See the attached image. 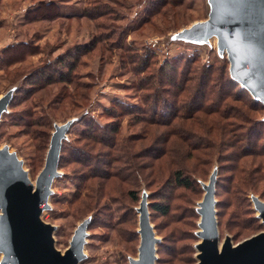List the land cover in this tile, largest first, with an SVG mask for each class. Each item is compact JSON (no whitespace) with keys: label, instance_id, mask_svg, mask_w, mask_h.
<instances>
[{"label":"rangeland","instance_id":"1","mask_svg":"<svg viewBox=\"0 0 264 264\" xmlns=\"http://www.w3.org/2000/svg\"><path fill=\"white\" fill-rule=\"evenodd\" d=\"M49 1L58 4L62 16L32 19L31 11ZM152 1L0 0V100L8 99L0 112V149L14 155L36 185L49 147L43 162L38 163L34 134L42 136L47 128L28 123L33 119L41 123L49 121V146L54 133L65 127L58 174L52 180L47 204L41 207L39 217L53 226L54 245L62 253L70 246L75 232L86 224L83 257L77 264H133L139 255L142 202L147 206L157 237L155 264H195L197 245L201 242L199 203L211 177L215 180L219 244L227 237L237 244L264 231V220L254 202L256 198L264 201V195L253 191L244 194L233 188L236 177L232 171L236 163L232 159L235 147L231 146V135H224L217 153L206 164L204 160L197 163L190 156L191 147L204 141L189 132L193 129L191 121L170 118L166 111L156 115L147 110L153 101L144 100L149 93L147 85L161 79L158 83L162 97L173 102L180 99L178 105H182V96L171 95L175 88L168 84V78L176 85L183 79L186 88L195 89V79L203 65H211L210 90L223 97L231 93L226 99L228 102L233 99L232 92L237 88L227 85L230 62L227 50L219 48L218 35L201 39L183 35L210 16L214 3L176 0L153 16ZM86 11L103 16L93 18L85 15ZM99 23L103 25L101 28ZM19 42L30 45L25 49V59L5 65L1 62L4 49ZM84 52L87 53L83 55ZM67 53H81L73 72L80 86L74 87L75 90L65 82L41 86L43 75L33 74L32 69ZM189 56L196 58L187 60ZM164 64L167 67L163 72L160 67ZM118 103L122 109L137 106L138 110L130 113ZM175 105L178 106L177 102ZM232 105L230 101L222 109H230ZM27 109L34 116L27 117ZM140 109L157 118L137 122L136 115H143ZM252 115L264 119V113ZM157 119L167 124H158ZM205 121V130H210L209 118ZM221 122L233 124L226 119ZM236 124L228 128L240 134L244 129L239 122ZM115 128V132L104 135ZM86 131L101 133L100 138L109 146L93 145L90 139H83ZM252 139L254 142V136ZM263 139L264 135L258 142L260 145L254 146L256 150H247L254 154H248L251 156L243 161L249 165L264 163ZM130 145L136 153L133 157L127 152ZM161 152L167 155L155 161L152 155ZM114 157L120 160L113 161ZM183 162L188 168L197 169L192 189L176 188L166 182L170 167ZM158 166L162 173L157 171ZM132 190L138 200L132 198ZM154 201L168 204L169 212L163 215L152 209ZM3 257L0 251V264H9Z\"/></svg>","mask_w":264,"mask_h":264},{"label":"water","instance_id":"2","mask_svg":"<svg viewBox=\"0 0 264 264\" xmlns=\"http://www.w3.org/2000/svg\"><path fill=\"white\" fill-rule=\"evenodd\" d=\"M214 10L203 22L183 35L201 39L216 34L219 48L226 49L230 75L264 104V0H212ZM8 99L0 100V112ZM65 127L51 138L45 165L36 186L22 169L21 162L7 149H0V251L9 264H77L83 257L84 223L75 232L64 253L54 245L53 226L41 220V207L47 204L52 180L58 174L60 148ZM199 203L198 260L195 264H264V231L237 244L227 237L219 244L215 210V180L204 186ZM264 220V201L255 199ZM141 236L138 258L133 264H155L157 237L149 221L145 203L139 216Z\"/></svg>","mask_w":264,"mask_h":264},{"label":"trees","instance_id":"3","mask_svg":"<svg viewBox=\"0 0 264 264\" xmlns=\"http://www.w3.org/2000/svg\"><path fill=\"white\" fill-rule=\"evenodd\" d=\"M176 2V0H154L152 3L154 4V9L151 11V15L155 16V14H160L161 9L164 8L167 5H173ZM31 14L34 15L32 19L39 20H51L56 19L58 17H61V12L59 11L58 4L54 1L49 2H42L40 3L34 10L31 11ZM85 15H91L94 16L92 13H89V11L85 13ZM97 16H103L102 13H98L93 18H97ZM103 25L99 23V27L101 28ZM96 44V43H95ZM95 44L92 48H95ZM29 49L30 45H27L24 42H19L16 44H11L8 47L4 49L5 54H3V59L1 62H3L5 65H12L14 62L22 61L25 59L27 53H25V49ZM33 50V49H32ZM88 52V50H87ZM87 52H84L83 55H85ZM18 53L20 56H18ZM32 53H37L36 51ZM16 55L18 57H16ZM81 53L78 55H73L71 53H67L66 55L62 57H56L54 59H48L45 61L44 65L37 67L34 70L32 69V73L37 75H43V83L46 86L49 84H58L61 82H65L68 86L72 87L74 89L79 87L80 84H78L75 81V77L73 75V72L76 70V67L78 65V59H80ZM195 59L196 57L189 56L188 59ZM47 62V63H46ZM60 64V65H56ZM167 65H163L160 67L161 71H166L165 68ZM211 69V65H203L202 69L200 71V76L195 79V89L186 88L185 83L180 81L179 84H175L174 81H172L170 78H168V84L174 86V91H172V96H182L181 108L179 107L178 103L180 102V99H175L173 102L172 99H164L162 95L160 94V83L161 79H158L156 82H151V84L147 85L145 88L149 92L148 94L144 95V100L147 103H150L152 100L153 102L149 105L147 110L153 111L154 114L157 115V113H161L166 111L169 113L170 118H182L187 119L191 121V126L193 129H190L189 132H192L197 137L201 138V140L204 141V143H198L196 145H193L191 143V140L188 139L190 146H192V153H190L191 157H193L197 163H201L202 160L204 164L210 160L211 157L216 154L218 150V146L220 142L224 140V135H231V146L235 147L233 152V157L235 161V166L233 168V173L235 178V184H233V188H236L239 192H243L244 194H247L251 191L253 192H261V195H264V163H257V165L248 164V162L243 161V159L246 156H251L248 154H254V152L247 151L249 149H253L254 146H259L258 143L260 140H262L264 135V119L259 120L258 117H255L252 115V113H264V104L256 100L252 94L249 92L248 89H246L244 86H241L238 81L233 79L230 75V71L227 73V85L230 87H236L237 91H233V99L230 101L234 103L230 109H227L223 106H227L229 102L227 96L224 97L220 95V93H217L213 90H210L211 81H213V77H211V73L208 71ZM31 72V71H30ZM29 72V73H30ZM30 74L26 75V78ZM46 75V76H45ZM159 78H161L159 76ZM160 80V81H159ZM188 80V78H187ZM42 84V83H41ZM35 88V86H34ZM75 90V89H74ZM189 93V94H188ZM74 94V93H73ZM76 96V94H74ZM238 96V97H237ZM223 97V99H222ZM154 98V99H150ZM172 102V103H171ZM175 102H177V107L175 105ZM235 102H238L237 104ZM173 104L175 106V110H173ZM119 105V103H118ZM122 105V104H121ZM119 107L122 109V107L119 105ZM138 110L137 106H129L126 107V110L128 112H134L135 110ZM172 110V111H171ZM180 110L184 111L183 113H178ZM140 111L143 113V115L138 114L136 116L138 121H146L154 119L150 113L146 114V111L143 109ZM27 117L31 118V116H34V112H31L29 109L26 110ZM25 112V113H26ZM30 112V113H29ZM157 118V117H156ZM206 118H209L210 123V130H205L206 127L204 123H206ZM222 119H226L228 121H233V124L228 122L227 124H223L221 122ZM158 124L160 122H166L167 121L163 119H157ZM239 122L240 128L244 129L240 134L236 132V129L234 128H228L229 125H238L236 123ZM29 125H43L45 128L50 129L49 121H46V123H41L36 121V119L30 120ZM245 124V126H243ZM93 127L91 126V129ZM45 131L44 135H36L34 134L35 142H36V151H37V161L43 162L45 157V150L49 147V131ZM113 130V131H112ZM109 129V131H105L104 135L108 136V132L111 134L115 132V129ZM253 132L255 133L254 135ZM177 133V132H176ZM175 133V135H177ZM174 134V132L172 133ZM101 133H90V131H86L83 133V139L87 138L90 139L91 143L93 145H101L103 147H108L109 143L105 142V139L103 140L100 138ZM254 136V142L252 141V136ZM142 137H138L139 140H141ZM134 139V138H133ZM264 140V139H263ZM178 141V140H177ZM134 142V140H133ZM264 144V143H263ZM136 146V145H135ZM93 148V147H92ZM89 148V149H92ZM134 148V145H133ZM162 148V147H161ZM121 149V148H119ZM132 145L128 146L127 152L131 154L133 157L136 153H133ZM244 152H250V153H243ZM253 150H256L254 148ZM252 150V151H253ZM136 152V151H135ZM240 153V155H238ZM165 153L161 152L160 154L152 155V157L156 160L162 159L165 155ZM167 155V154H166ZM264 155V152L262 153ZM139 156V155H138ZM141 156H143L141 154ZM206 157V159L204 158ZM120 160L119 157H114L113 161ZM157 171L159 173H162L161 167L158 166ZM197 172V169H190L186 166L185 162H183L180 165H177L175 167H170L169 174L166 177V182L169 183L171 186H176V188H185V189H192L195 184V179L193 178V175H195ZM161 174H158L160 176ZM131 196L134 200H138V195L135 190L130 191ZM164 202V201H163ZM152 209H155L156 211H160L163 215L167 214L169 212L170 206L168 204H163L160 201H154L151 205Z\"/></svg>","mask_w":264,"mask_h":264},{"label":"bare ground","instance_id":"4","mask_svg":"<svg viewBox=\"0 0 264 264\" xmlns=\"http://www.w3.org/2000/svg\"><path fill=\"white\" fill-rule=\"evenodd\" d=\"M36 185L34 184V187H35Z\"/></svg>","mask_w":264,"mask_h":264}]
</instances>
